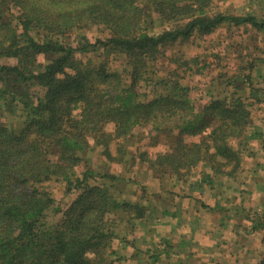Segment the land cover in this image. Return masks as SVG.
<instances>
[{"label":"trees","instance_id":"trees-1","mask_svg":"<svg viewBox=\"0 0 264 264\" xmlns=\"http://www.w3.org/2000/svg\"><path fill=\"white\" fill-rule=\"evenodd\" d=\"M214 1L1 0L0 264L119 260L115 240L131 242L122 225L146 215L158 187L129 175L137 195H116L107 179L124 175L81 168L98 148L109 161L122 162L130 144L162 139L165 147L139 157L151 171L170 169L175 180L204 165L225 175L239 163L235 147L262 114L264 99L255 107L240 94L242 86L221 91L217 84L224 82L209 76L205 49L170 57L165 74L158 65L170 49L225 26L264 32L263 18L215 12ZM93 26L107 36L92 42L86 30ZM90 47L103 60L84 62L81 52ZM115 55L125 57L126 67H111ZM248 82L255 85L252 75ZM6 114L24 118L21 130L5 123ZM60 191L68 203L58 200ZM50 209L57 213L52 224L46 222Z\"/></svg>","mask_w":264,"mask_h":264},{"label":"crops","instance_id":"crops-1","mask_svg":"<svg viewBox=\"0 0 264 264\" xmlns=\"http://www.w3.org/2000/svg\"><path fill=\"white\" fill-rule=\"evenodd\" d=\"M260 115L237 143L240 161L228 174L214 176L204 165L195 183L174 180L170 192L159 183L168 196L133 223L131 254L145 256V264L264 263V110Z\"/></svg>","mask_w":264,"mask_h":264},{"label":"rangeland","instance_id":"rangeland-1","mask_svg":"<svg viewBox=\"0 0 264 264\" xmlns=\"http://www.w3.org/2000/svg\"><path fill=\"white\" fill-rule=\"evenodd\" d=\"M1 2V0H0ZM212 10L215 12H225V13H232L237 15H246L253 13L257 17L264 19V0H215L212 4ZM164 26V24H163ZM165 27H171L170 24H165ZM250 27H243V28H236L231 25V27H223L219 29L217 32L209 35L207 38L203 39L202 41L197 40L196 38L194 41L187 45H178L176 48H172L168 51V57L160 60L158 63L161 74H165L164 67L167 65L170 66V57H189L196 52L201 53L203 49L206 51L205 53H209L208 55L204 54V58L206 59L207 63V71L210 73V77L214 79H218V82H224L222 84H217L221 87H225L221 91H226L228 88L229 92L236 91L238 86H242V90L240 94H242L243 98L247 101V103H257L255 107L258 105V99H264V32L257 30V29H249ZM161 29L160 25H158L155 31H159ZM235 29V30H229ZM89 37L91 38L92 42L96 41V38L107 36V31L104 32L99 26H93L89 30H86ZM74 39H78L80 42L82 40V36L79 34H74ZM76 37V38H75ZM198 42L202 43V47H198ZM97 48L90 47L88 51L81 52V58L86 63L93 62H100L98 58L99 54L94 53ZM210 51V52H209ZM211 52H219L220 56L216 57ZM220 57V58H219ZM203 58V59H204ZM103 60V59H102ZM125 57L115 55L110 58L111 67H118L120 64L123 63V66L126 67L124 63ZM39 62L44 63L45 57H39ZM251 63H254V70H249ZM128 65V64H127ZM223 71V72H221ZM229 71V72H228ZM228 72L227 75L223 73ZM243 73L247 75L246 77L243 76ZM220 76V79L217 75ZM233 74V80H229V76ZM253 76V82L255 85L252 86L248 82V76ZM223 78V79H221ZM247 79V82L245 80ZM246 83V84H245ZM216 85V84H215ZM215 86L219 88V86ZM196 95V92L193 93ZM199 95L196 97L198 98ZM202 98H200L201 100ZM200 103V101L198 100ZM201 104H204L202 101ZM254 109V108H253ZM4 121L10 127H13L15 130H21L24 122V118L19 116H14L12 114H6ZM112 126L110 125L108 129L111 130ZM191 139V138H189ZM240 141V140H239ZM162 143V139L160 140ZM158 143V145L151 144L149 142L138 143V144H130L128 147V154L124 158L122 162H111L106 157L103 156L101 149L98 148L97 150L87 153L86 162H83L81 168L84 169L86 165L92 166L96 170L103 171V169H110L111 172L115 175L122 176L124 175V179H107L112 186L114 193L120 197H129L133 199V196L137 195L136 191V184L134 182L127 183L126 177L130 175L132 180L140 179L141 181L144 180L148 185L153 187L158 186L159 183L161 184L160 187H164L166 184L167 192H170V189H176V187L172 184L175 180V176L170 171V169H158L155 171H151L147 164L143 163L141 158L139 157L141 151H152L161 149L160 147H165L164 144ZM135 157V158H134ZM88 161H90L88 163ZM135 170V172L133 171ZM201 169L196 171H192L186 177L184 176L180 181H184V179H190V182L195 183L202 177V173L198 174ZM123 177V176H122ZM192 179V180H191ZM139 180V181H140ZM185 182V181H184ZM181 187H179L180 189ZM157 188V195L156 201H158V206H164V201L166 200V196L164 194V189ZM57 198L62 204H66L69 201L68 196L65 195L63 191L57 192ZM162 203V204H160ZM57 213L50 209L47 211L46 222L52 224L55 221ZM135 223V221H133ZM121 235L125 237H131L135 232L134 225H122ZM138 241V240H137ZM136 241V243H138ZM115 251L116 257H119V260L116 261L114 264H145L144 261L140 259H144L145 256L141 255L140 253L131 254L134 251L132 245L126 242H122L121 238L115 240ZM121 243V244H120ZM136 249V248H135ZM135 255L137 257H135Z\"/></svg>","mask_w":264,"mask_h":264}]
</instances>
